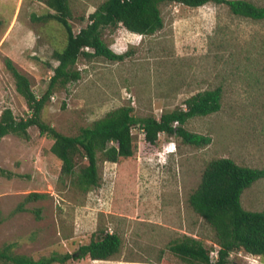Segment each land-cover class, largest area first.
Here are the masks:
<instances>
[{
	"label": "rangeland",
	"instance_id": "obj_1",
	"mask_svg": "<svg viewBox=\"0 0 264 264\" xmlns=\"http://www.w3.org/2000/svg\"><path fill=\"white\" fill-rule=\"evenodd\" d=\"M102 1L69 0L73 33L85 26ZM250 1L264 5V0ZM160 10L163 27L153 34L131 32L120 24L103 28L110 48L127 55L119 61L80 56L75 64L80 77L55 85L41 120L63 134L76 135L121 105H130L136 116L158 118L164 110L185 107L190 95L219 86L220 109L184 124L211 141L195 146L160 132L149 143L143 131L133 127L136 159L118 164L98 154V182L84 190L77 172L85 159L78 157L73 172L65 174L50 150L53 140L36 126L27 129V138L8 133L0 140V167L10 171L0 174V246L12 242L14 252L34 259L62 258L98 230H107L121 237L120 249L110 260L192 264L169 248L187 234L200 239L215 258V232L188 199L212 159L228 157L240 165L264 167V20L236 15L225 3L212 1L197 7L165 2ZM49 11L40 0H0V114L8 107L17 119L30 115L6 68L7 53L30 78L38 97L53 74L58 62L52 54L63 47L65 32L57 21L44 18ZM30 191L45 195L14 211ZM241 204L264 209V178L244 189ZM100 262L84 256L48 264ZM225 264L264 260L234 250Z\"/></svg>",
	"mask_w": 264,
	"mask_h": 264
},
{
	"label": "trees",
	"instance_id": "obj_2",
	"mask_svg": "<svg viewBox=\"0 0 264 264\" xmlns=\"http://www.w3.org/2000/svg\"><path fill=\"white\" fill-rule=\"evenodd\" d=\"M40 1L53 11H49L44 18H51L62 25L65 32L64 45L52 54L58 63L39 97L32 90L30 78L10 58H5L6 68L13 76L15 88L24 98L30 115L17 119L11 108H4L0 114V140L8 133L27 138V129L36 126L40 133L47 134L53 140L50 150L61 161L63 173L73 172L78 157L86 160V164L81 165L77 172V182L84 190L98 182V154L103 160L118 164L136 159L138 143L131 132L133 127L140 128L149 143H154L158 134L163 132L176 134L182 142L202 146L208 144L211 137L189 131L184 124L193 116L207 115L221 107L222 90L217 86L190 95L184 100L185 108L164 110L158 118L154 115L136 116L130 105H121L95 119L90 126L80 128L76 135L63 134L42 121L41 110L51 97L55 85H65L80 77L75 67L80 56H100L119 61L127 55V51L117 53L110 48L102 37L103 28L120 24L131 32L153 34L163 27L160 5L165 2H179L191 7L210 1L225 3L236 15L264 20V5H257L250 0H104L88 15L85 26L73 33L69 0ZM0 174L10 175V171L0 167ZM260 178H264V167L240 165L228 157L210 160L188 200L191 207L213 228L218 256L212 260L202 241L187 234L173 240L169 244L170 250L192 264H225L234 250L263 257L264 209L250 210L241 204L244 189ZM44 195L37 191L26 193L14 211L26 209V203L43 198ZM34 211L39 216V210ZM13 245L12 242H6L0 246V264H48L54 261L63 263L67 258L84 256L107 260L119 251L121 237L116 232L98 230L92 234L88 243L79 246L75 253L66 254L62 258L52 256L34 259L14 252Z\"/></svg>",
	"mask_w": 264,
	"mask_h": 264
},
{
	"label": "crops",
	"instance_id": "obj_3",
	"mask_svg": "<svg viewBox=\"0 0 264 264\" xmlns=\"http://www.w3.org/2000/svg\"><path fill=\"white\" fill-rule=\"evenodd\" d=\"M29 37H30V34H29ZM2 42H0V45H1ZM7 56H9L10 58H12V56L10 55V53H7L6 54ZM262 259L264 260V256L262 257ZM93 261H101L103 264H111L112 261H116V263H127V264H132V263H139V261L137 260H126V259H119V258H116L114 260H110V259H107V260H101V259H92ZM100 262V264H101ZM146 264H158L156 263V261H152V262H145Z\"/></svg>",
	"mask_w": 264,
	"mask_h": 264
},
{
	"label": "built area",
	"instance_id": "obj_4",
	"mask_svg": "<svg viewBox=\"0 0 264 264\" xmlns=\"http://www.w3.org/2000/svg\"><path fill=\"white\" fill-rule=\"evenodd\" d=\"M184 108H185V107H184ZM175 123H176V122H175ZM214 253H215V255H214L215 258H213L212 255L209 254V256H210V258H211L212 260H215V259L217 258V256H218V254H217V250H216Z\"/></svg>",
	"mask_w": 264,
	"mask_h": 264
}]
</instances>
